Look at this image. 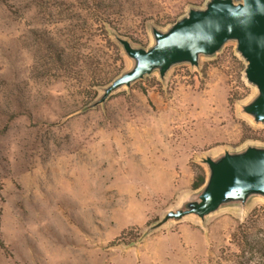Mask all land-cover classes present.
Wrapping results in <instances>:
<instances>
[{"label": "rangeland", "instance_id": "obj_1", "mask_svg": "<svg viewBox=\"0 0 264 264\" xmlns=\"http://www.w3.org/2000/svg\"><path fill=\"white\" fill-rule=\"evenodd\" d=\"M238 1V0H234ZM207 0H0V264H264L238 245L264 199L146 227L197 189L199 158L264 145L240 111L255 88L227 41L85 108Z\"/></svg>", "mask_w": 264, "mask_h": 264}, {"label": "water", "instance_id": "obj_2", "mask_svg": "<svg viewBox=\"0 0 264 264\" xmlns=\"http://www.w3.org/2000/svg\"><path fill=\"white\" fill-rule=\"evenodd\" d=\"M153 43L134 46L119 35L114 38L131 66L102 87L101 94L85 108L102 104L121 87L156 71L161 79L174 65L197 67L201 56L215 55L227 41L245 62L244 77L255 88L240 111L253 123L264 124V0H207L203 8L191 7L165 30L151 27ZM205 165L204 183L178 207L147 226L143 236L167 221L193 215L205 217L225 206L242 208L254 197L264 199V145L247 144L240 150H224L199 158Z\"/></svg>", "mask_w": 264, "mask_h": 264}, {"label": "trees", "instance_id": "obj_3", "mask_svg": "<svg viewBox=\"0 0 264 264\" xmlns=\"http://www.w3.org/2000/svg\"><path fill=\"white\" fill-rule=\"evenodd\" d=\"M206 173L203 169L197 173L192 183V188H199L205 180ZM256 219L247 222L248 225L245 224L241 230L239 228L238 232V245L243 246L251 251L252 254H256L260 260H264V232H260L263 228L255 225Z\"/></svg>", "mask_w": 264, "mask_h": 264}]
</instances>
